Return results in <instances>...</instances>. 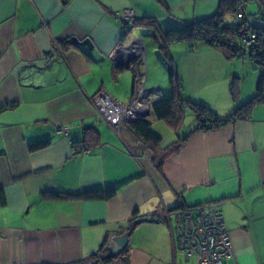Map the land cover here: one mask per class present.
Wrapping results in <instances>:
<instances>
[{"label": "crops", "instance_id": "1", "mask_svg": "<svg viewBox=\"0 0 264 264\" xmlns=\"http://www.w3.org/2000/svg\"><path fill=\"white\" fill-rule=\"evenodd\" d=\"M163 2L0 0V108L14 104L0 111V264H82L103 242L108 252L110 236L127 232L122 258L105 264H173L171 228L179 205L221 211L232 246L226 264H264V103L245 119L192 133L163 157L161 168L163 148L192 131L195 116L175 129L151 109L148 119L161 137L154 152L125 122L118 130L108 124L92 103L100 89L128 101L135 75L150 90V108L165 97L163 71L151 56L143 75L145 40L137 28L123 36L122 10L155 18L162 32L213 14L219 0ZM250 3L256 12L257 3ZM71 37H89L92 48L72 44ZM61 41L70 47L60 48ZM168 51L182 95L217 114L230 113L254 94L256 77L238 78L232 99L229 85L237 75L220 50L188 51L179 42ZM121 55L134 56L137 66H121ZM86 126L92 127L87 136ZM60 127L66 132H58ZM44 139L45 147L30 148ZM81 143L89 147L80 151ZM103 188L114 189V195H44ZM179 253L177 262H192Z\"/></svg>", "mask_w": 264, "mask_h": 264}, {"label": "trees", "instance_id": "2", "mask_svg": "<svg viewBox=\"0 0 264 264\" xmlns=\"http://www.w3.org/2000/svg\"><path fill=\"white\" fill-rule=\"evenodd\" d=\"M68 0H62L66 3ZM164 4L163 0H158ZM252 0H219L218 9L211 15L186 21L179 26H172L160 32L156 26L157 22L153 17H135L132 19L133 26H148L156 30L157 35L155 41L157 42L162 53L169 60L171 70L169 73V85L171 94L163 98L155 100L151 104V109L156 119H163L170 123V125L178 129L181 125L184 112L189 108L196 120V124L192 131L184 137L170 143L163 149L165 152L159 156L158 167L161 168L163 157L168 153L176 152L181 142L197 131H209L218 129L228 124H232L238 120L245 119L249 116L252 108L259 103H264V0H254L258 5V10L249 14L246 11V4ZM241 12L242 16L237 18V13ZM230 16L231 21L226 18ZM123 36L128 34L129 23L124 22ZM252 33L254 39L250 44H246L243 36ZM186 42L188 51H193L199 46L215 48L220 50L228 59L233 57H244L245 55L260 69V73L256 80L254 94L238 107L226 115H219L208 106L196 102L190 98L182 95V79L178 74L175 65L169 58V45L173 43ZM68 41H61L60 48L66 50L70 47ZM135 75V72H134ZM229 91L232 99L237 98L238 92V77H233L230 82ZM14 104H7L0 108L4 110L10 108ZM135 136L144 144L152 149L160 148L161 137L154 132L151 127V122L148 118L137 117L133 120L124 121ZM92 127L86 126L84 134L87 136L92 131ZM85 142V141H83ZM48 144V140H40L30 145L31 149H41ZM77 143H73V146ZM85 149L89 146L87 143H81ZM115 190L112 188H103L96 190H88L80 193H67L63 191H46L44 195L50 198H83V199H108L112 197ZM176 208H186L181 205ZM105 243L99 250L91 255L95 257L98 253H105Z\"/></svg>", "mask_w": 264, "mask_h": 264}, {"label": "built area", "instance_id": "3", "mask_svg": "<svg viewBox=\"0 0 264 264\" xmlns=\"http://www.w3.org/2000/svg\"><path fill=\"white\" fill-rule=\"evenodd\" d=\"M242 13H237V18ZM132 9L122 10L121 19L131 22L135 18ZM254 35L249 33L243 36L246 44H250ZM142 59V58H141ZM141 59L138 62L141 64ZM148 91L143 85L139 75L134 78V91L132 97L126 101L113 98L106 90L100 89L92 97V103L101 117L116 130L121 123L132 118L150 116V104L147 100ZM58 132H66L65 128H59ZM175 216V226L171 228L174 260L173 264H226L225 259L231 256L232 246L224 225L221 211L206 209L197 205L178 209ZM123 252V251H122ZM98 253L96 257L86 260L82 264H103L105 261H119L123 253ZM177 252L183 253V257L189 263L176 261Z\"/></svg>", "mask_w": 264, "mask_h": 264}, {"label": "rangeland", "instance_id": "4", "mask_svg": "<svg viewBox=\"0 0 264 264\" xmlns=\"http://www.w3.org/2000/svg\"><path fill=\"white\" fill-rule=\"evenodd\" d=\"M252 10H253L252 4L251 3H247L246 4V11L249 14H251V13H254ZM226 19L228 21L229 20L231 21V17L230 16H228ZM124 22H126V21H124ZM126 23H130L131 24V22H126ZM166 29H168V28H166ZM139 34H140V32H139ZM142 39L145 40L144 59L142 61L143 62L142 63V65H143V68H142L143 75L146 76V64H147V66L150 65V56H151L153 58V60H155V62L158 64V66L163 71V76L161 78L159 77V83L162 85V91H163L164 95L165 96H169L170 95V85H169V79H168L169 78L168 77L169 74H168L167 70L164 68V66L156 58V55H155L156 48H153V46H154L153 42L151 40H149L147 38V36H142ZM180 43L181 44H187L184 41L180 42ZM138 65H139V63H138ZM230 71H231L232 75L236 74L237 77L239 78V80H242L244 82L248 81L250 79V77H252V76H255L256 80H257L258 75L260 73V69L254 65V63L248 58L247 55H245L244 57H233V58H231V60H230ZM234 71H237V73H234ZM244 84H246V83H244ZM189 115L194 116L193 112L191 110L187 109L184 112L185 121H186V119L188 118ZM60 128H62V127H60ZM79 149H80V151L86 150L83 146H81ZM76 150H78V149H74L73 152H75ZM179 254H181V256L183 255V253H181V252ZM91 258L92 257L90 256L87 260H90ZM193 260H194V258H192V261ZM84 262H82V263H84ZM107 262H109V261H107ZM105 263H106V261L104 262V264Z\"/></svg>", "mask_w": 264, "mask_h": 264}, {"label": "water", "instance_id": "5", "mask_svg": "<svg viewBox=\"0 0 264 264\" xmlns=\"http://www.w3.org/2000/svg\"><path fill=\"white\" fill-rule=\"evenodd\" d=\"M132 28H137V32H138V36L139 38L142 39V36H147V37H152L155 38V36L157 35V32L154 28L152 27H148V26H133L130 27L128 29V35H131V30ZM140 32V34H139ZM70 42L74 45H81V46H85L87 48H92V42L91 39L89 37H84L83 39H79L76 37H71L70 38ZM126 49H131L132 45L129 46H124ZM118 53L121 52V49L117 50ZM155 55L156 58L159 60V62L164 66V68L167 70L168 74L170 73L171 70V65L169 60L166 58V56L162 53L161 49L159 48V46L156 48L155 50ZM135 57L134 56H130V58H125L124 55L118 56V62L121 66H124L126 68H130V67H136L137 63H132L134 61ZM148 92L150 90L146 89ZM150 114H151V108H150ZM142 117H146V116H142ZM135 118H132L130 120H133ZM128 232L127 233H123V234H117V235H112L110 236L109 240H108V252L112 253V255H117L119 253H121L127 245L128 242Z\"/></svg>", "mask_w": 264, "mask_h": 264}]
</instances>
